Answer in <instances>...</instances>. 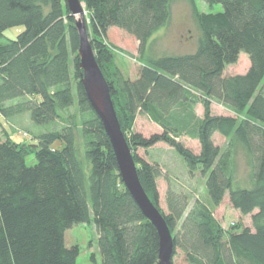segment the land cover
Masks as SVG:
<instances>
[{
	"label": "trees",
	"instance_id": "1",
	"mask_svg": "<svg viewBox=\"0 0 264 264\" xmlns=\"http://www.w3.org/2000/svg\"><path fill=\"white\" fill-rule=\"evenodd\" d=\"M80 1L141 184L174 237V257L180 248L189 264H264V0H204L223 6V12L208 14L190 0L200 31L196 51L149 55L136 80L115 62L108 30L133 36L145 54L171 18V0ZM75 22L65 0H0V116L35 142L15 141L12 134L0 139V264H77L80 247L65 242L77 224L95 225L102 264H158V232L125 187L83 87ZM12 28L23 30L6 39ZM243 52L249 71L225 76ZM185 101L202 102L204 118L196 124L180 116L163 119ZM212 102L234 115H213ZM75 106L76 113L64 119ZM138 113L148 114L162 132L129 137ZM216 133L227 140L228 151L215 144ZM182 136L198 140L201 153L178 141ZM158 144L173 148L191 174L201 173L215 208L229 192L235 210L253 214L254 231L234 225L237 232L229 230L227 238L207 205L195 203L187 213L189 199L171 189L165 214L157 186L162 171L137 155ZM239 147L249 159L250 188L236 185ZM31 156L35 164L28 165Z\"/></svg>",
	"mask_w": 264,
	"mask_h": 264
},
{
	"label": "rangeland",
	"instance_id": "2",
	"mask_svg": "<svg viewBox=\"0 0 264 264\" xmlns=\"http://www.w3.org/2000/svg\"><path fill=\"white\" fill-rule=\"evenodd\" d=\"M196 4L199 11L203 13H219L224 11L222 5L210 7L204 0H196ZM82 5L86 10V6L83 2ZM89 18V13L86 10L84 19H86L89 27V38L90 40H93L94 36L91 30V20ZM22 30L23 28L9 29L6 31L5 37L6 39L14 40ZM199 35L200 31L194 18L190 0H171V18L165 27L154 34L151 39L150 49L145 54L143 53L141 55L140 51L138 53L137 50V53L135 52L137 41L128 33L123 34L114 29L110 32L109 39H107L106 42L115 54V62L123 68V70H121L124 75H130V79H132L131 76H133L134 79L143 67L140 63L142 64L143 60L147 59L149 55L152 57H163L169 54H176L180 51V48L187 46L189 43L194 45L197 42ZM248 62L249 56L243 52L240 55L239 64L237 63L236 71H242L246 65L248 66ZM76 109L75 106L71 111H68L64 119H67L69 115L76 113ZM214 109L215 111H218L220 108ZM140 121L141 120L137 121L135 119L132 122V127L128 132L129 137H131L130 134L134 132L140 133L145 137L157 134L154 131L155 125L151 122L146 123L145 121ZM5 123L9 135L11 133L15 141H26L30 143L29 145L34 142L33 136H30L31 134L28 136L21 132L15 133V128L7 122ZM60 123L63 125V122ZM22 125L28 126L26 123H22ZM1 129L2 127H0V136H3ZM178 141L182 142L186 148L190 149L194 154L199 150L200 144L198 140L191 141L181 138L178 139ZM216 143L222 147V150L224 149L221 140L216 141ZM60 146L61 143L59 142L55 144V147L57 148H60ZM238 150L239 151H237L238 153H236L235 156L236 185L241 188H250L252 187V179L249 159L241 147H239ZM137 155L140 159L158 166L162 171V175L157 181V186L160 193V208L165 214H168L169 211L166 202V194L168 190L171 189L180 192L181 195L189 199L190 207L187 213L195 203L207 205L211 210L214 219L218 222L223 231H225L224 233L227 238L229 230L237 232L236 229L234 230V225L239 227L240 231L245 228H251L254 231L252 221L253 214L245 216L238 210H235L230 203L229 192L226 194L223 203L218 208H215L212 205L206 189L205 180H203L204 178L201 173L197 171L195 174H191L189 170L187 171L188 167L185 164L186 162L184 159L170 146L159 144L148 151L139 149ZM27 164H35V158L33 156L28 157ZM256 212L257 211H255V213ZM97 238L98 232L94 224H77L67 230L65 235L66 246L68 248L76 245L80 247V255L77 259V264H102L101 254L97 246ZM173 262L174 264H189L185 253L180 248L177 249Z\"/></svg>",
	"mask_w": 264,
	"mask_h": 264
},
{
	"label": "water",
	"instance_id": "3",
	"mask_svg": "<svg viewBox=\"0 0 264 264\" xmlns=\"http://www.w3.org/2000/svg\"><path fill=\"white\" fill-rule=\"evenodd\" d=\"M65 1L71 15L76 18L75 27L80 38L78 53L82 70V84L88 100L103 123L125 187L143 215L151 221L158 232L160 240L158 264H173L174 237L164 216L153 204L141 184L137 165L119 123L109 84L97 63L96 54L89 38L84 19L86 11L80 0Z\"/></svg>",
	"mask_w": 264,
	"mask_h": 264
},
{
	"label": "crops",
	"instance_id": "4",
	"mask_svg": "<svg viewBox=\"0 0 264 264\" xmlns=\"http://www.w3.org/2000/svg\"><path fill=\"white\" fill-rule=\"evenodd\" d=\"M118 30L119 32L125 34L126 32H124L123 30L117 28V27H111L109 30H108V39H109V34L112 30ZM127 34V33H126ZM136 40V39H135ZM137 41V40H136ZM139 45L140 43L137 41V45H136V48H135V52L136 50L138 51L139 53ZM197 49V46L192 43H189L187 46H184L183 48H180V51L177 52L176 54H169L167 56H178V55H185V54H190V53H194ZM137 53V52H136ZM147 59H144L143 60V63L140 65H144L146 63ZM239 64V63H238ZM238 64H235V65H232V66H229L227 67L226 71H225V76H235V75H244L246 74L250 67H251V62H250V58H249V62H248V66L246 65V67H244L242 69V71H236L237 70V65ZM118 66L120 67V69L123 70V68L118 64ZM140 76V73L138 72V74L135 76V78L133 79V76L132 79L133 80H136L138 79ZM126 77H130V75L128 76L126 74ZM131 79V80H132ZM194 104L190 101H185V102H180L178 104H176V106H174L173 110L169 113V114H166L165 117H163V119L165 118H169L170 116H173V118L176 119L177 116H180V117H186L187 119L190 120V122H194V124H196L200 119H203L204 118V114H205V109H204V105L202 102L200 101H193ZM215 106V107H214ZM214 108H220L218 111H215ZM211 111H212V114L213 115H216V116H233L234 113L232 111H230L229 109H227L226 107H224L223 105L219 104V103H216V102H212V106H211ZM194 116V117H193ZM162 119V120H163ZM136 120L139 121H145L146 123L148 122H151L153 125H155V132L156 133H160L162 132V128L156 123L155 120H153L148 114H145V113H138L137 116H136ZM0 121H1V125L0 127H2L1 129V132L3 134V136H0V139H4L5 135L9 136V133H8V128L6 127V123L7 122L6 120H4L1 116H0ZM140 121V122H141ZM3 130V131H2ZM154 132V133H155ZM11 134V133H10ZM187 139V140H191V141H197V140H194V139H191L187 136H182L180 137L179 139ZM213 140L215 142V144L217 146H219L221 149L222 147L220 145H218L216 143V141L218 140H221L222 142V146H224L223 150L225 151L227 149L228 151V142L225 138H223L219 133H216L213 137ZM199 142V141H198ZM200 144V143H199ZM159 145V144H158ZM166 145V144H165ZM239 151V150H237ZM201 153V144H200V147H199V150L198 152H195V154H200ZM246 154V153H245ZM186 166V165H185ZM186 168V167H185ZM188 171V169H187ZM204 178V177H203ZM205 180V178L203 179Z\"/></svg>",
	"mask_w": 264,
	"mask_h": 264
}]
</instances>
